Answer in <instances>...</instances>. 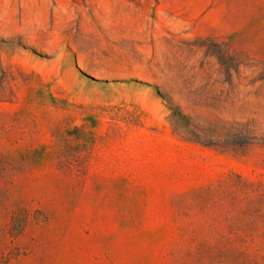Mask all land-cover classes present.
I'll return each mask as SVG.
<instances>
[{
	"label": "rangeland",
	"instance_id": "1",
	"mask_svg": "<svg viewBox=\"0 0 264 264\" xmlns=\"http://www.w3.org/2000/svg\"><path fill=\"white\" fill-rule=\"evenodd\" d=\"M0 264H264V0H0Z\"/></svg>",
	"mask_w": 264,
	"mask_h": 264
}]
</instances>
